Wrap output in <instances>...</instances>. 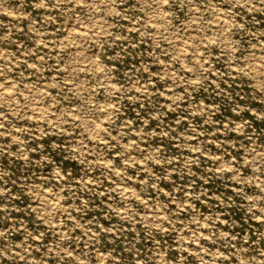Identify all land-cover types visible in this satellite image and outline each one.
Wrapping results in <instances>:
<instances>
[{"label": "rangeland", "instance_id": "374dc122", "mask_svg": "<svg viewBox=\"0 0 264 264\" xmlns=\"http://www.w3.org/2000/svg\"><path fill=\"white\" fill-rule=\"evenodd\" d=\"M0 264H264V0H0Z\"/></svg>", "mask_w": 264, "mask_h": 264}, {"label": "snow or ice", "instance_id": "6c2138e0", "mask_svg": "<svg viewBox=\"0 0 264 264\" xmlns=\"http://www.w3.org/2000/svg\"><path fill=\"white\" fill-rule=\"evenodd\" d=\"M165 3H168V0H164Z\"/></svg>", "mask_w": 264, "mask_h": 264}, {"label": "bare ground", "instance_id": "6f19581e", "mask_svg": "<svg viewBox=\"0 0 264 264\" xmlns=\"http://www.w3.org/2000/svg\"><path fill=\"white\" fill-rule=\"evenodd\" d=\"M5 91V90H4Z\"/></svg>", "mask_w": 264, "mask_h": 264}]
</instances>
